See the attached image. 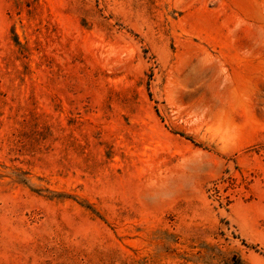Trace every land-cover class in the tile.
Returning <instances> with one entry per match:
<instances>
[{
	"label": "rangeland",
	"instance_id": "374dc122",
	"mask_svg": "<svg viewBox=\"0 0 264 264\" xmlns=\"http://www.w3.org/2000/svg\"><path fill=\"white\" fill-rule=\"evenodd\" d=\"M0 264H264V0H0Z\"/></svg>",
	"mask_w": 264,
	"mask_h": 264
}]
</instances>
